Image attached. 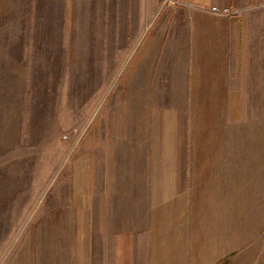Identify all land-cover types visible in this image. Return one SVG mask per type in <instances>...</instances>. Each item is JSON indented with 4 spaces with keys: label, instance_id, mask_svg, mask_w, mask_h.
I'll use <instances>...</instances> for the list:
<instances>
[{
    "label": "rangeland",
    "instance_id": "1",
    "mask_svg": "<svg viewBox=\"0 0 264 264\" xmlns=\"http://www.w3.org/2000/svg\"><path fill=\"white\" fill-rule=\"evenodd\" d=\"M0 1V264H112L104 238L99 256L98 238H82L83 189L93 187L97 198L98 187L103 201L115 177L147 169L139 161V147L152 143L146 117L181 101L145 98V76L129 83L152 39L132 35L131 27L142 32L152 20L126 17L130 6L143 16L135 1L89 2L81 15L73 9L71 44L61 46L53 34L44 46L41 34L34 41L28 16L18 19L16 2L24 0ZM178 4L165 5L174 11ZM169 20L180 26V17ZM156 79L147 90L166 86ZM251 85L242 115L232 122L224 115L225 218L232 238H223L226 251L209 264H264V83ZM212 241L219 249L220 238Z\"/></svg>",
    "mask_w": 264,
    "mask_h": 264
},
{
    "label": "crops",
    "instance_id": "2",
    "mask_svg": "<svg viewBox=\"0 0 264 264\" xmlns=\"http://www.w3.org/2000/svg\"><path fill=\"white\" fill-rule=\"evenodd\" d=\"M97 1L121 0H24L16 2V11L18 19L28 16L35 42L41 34L44 46L52 44L54 34L62 46L71 44L67 31L73 9L81 15L85 3ZM128 1L138 2L144 14H134L130 6L126 17L152 20L142 32L131 27L132 35L151 34L152 39L129 83L145 76V98L181 101L175 108H154L146 117L152 143L139 147L144 153L139 161L147 169L115 177L105 187L103 201L98 187L97 198L93 187H84L82 238H98L96 256L104 238L112 264H209L226 251L223 238H232L225 218L224 115L230 122L239 118L242 100L253 91L250 84L264 83V0H174L179 3L174 11L165 5L169 0ZM3 8L0 1V17ZM177 17L180 26L171 25L169 19ZM157 19L168 21L154 26ZM158 75L166 86L147 90ZM212 238H220L219 249ZM88 248L92 251V242ZM83 250L85 255V245Z\"/></svg>",
    "mask_w": 264,
    "mask_h": 264
}]
</instances>
